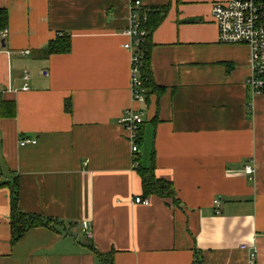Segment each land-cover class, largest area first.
Here are the masks:
<instances>
[{
	"label": "crops",
	"instance_id": "obj_1",
	"mask_svg": "<svg viewBox=\"0 0 264 264\" xmlns=\"http://www.w3.org/2000/svg\"><path fill=\"white\" fill-rule=\"evenodd\" d=\"M217 1L142 0L163 18L148 41L163 90L139 104L130 0H0V99L16 103L0 115V264H97L90 244L115 251L114 264H250L244 243L264 264V93L246 85L250 48L219 40ZM64 32L71 50L46 57ZM132 108L145 114L136 154L120 122ZM133 157L173 183L176 201H134L145 196ZM14 183L21 211L64 226L12 244Z\"/></svg>",
	"mask_w": 264,
	"mask_h": 264
},
{
	"label": "built area",
	"instance_id": "obj_2",
	"mask_svg": "<svg viewBox=\"0 0 264 264\" xmlns=\"http://www.w3.org/2000/svg\"><path fill=\"white\" fill-rule=\"evenodd\" d=\"M129 24L123 34L129 37L124 47L131 51V92L134 102L145 104L147 100L146 88L141 78L142 52L141 45L148 31L144 24L148 21L149 10L142 0H130ZM212 16L219 29V40L226 44H246L250 48L249 75L246 85L253 93H264V0H226L217 1L212 6ZM8 27L0 29V39L8 36ZM29 52L28 50L26 51ZM27 86H25L26 88ZM145 114L141 109H128L120 119V122L132 132V153L136 154L139 145L136 142L140 127L144 124ZM36 143L37 140L22 138L20 144ZM135 168L139 165L136 157H133ZM247 173H253L250 165L246 166ZM137 203L148 204L150 198L136 196ZM220 200H215L219 206ZM85 233H91L84 228ZM264 237V232L262 233ZM243 249H250V264H256L257 247L255 243H244Z\"/></svg>",
	"mask_w": 264,
	"mask_h": 264
},
{
	"label": "trees",
	"instance_id": "obj_3",
	"mask_svg": "<svg viewBox=\"0 0 264 264\" xmlns=\"http://www.w3.org/2000/svg\"><path fill=\"white\" fill-rule=\"evenodd\" d=\"M9 13L6 8H0V29L7 27ZM162 17L152 10L149 11L148 21L144 24V28L150 32L146 35L144 42L141 45L142 52V66H141V78L143 86L146 88L147 98L152 93H160L163 90V87L157 85L154 80L153 71L150 61V49L151 44L148 42L151 37V31L156 28L162 21ZM71 37L64 33H59L57 36L49 42L48 47L43 51L45 56L51 54H60L68 53L71 50ZM147 101V100H146ZM67 110H70L71 107L67 103ZM16 114V103L14 101H3L0 99V115L13 117ZM143 126V125H142ZM142 126L138 132L137 143H142ZM137 158V157H136ZM139 161V158H137ZM138 172L142 177L143 183V195H158L160 197L168 198L172 197L176 201V191L172 182L157 178L154 174L153 166L149 168H144L139 165L136 167ZM11 212H10V226H11V241L12 244H15L17 241L23 237V235L30 229L39 226H51L53 228L58 224L59 226H64L62 221L55 220L54 218L37 215V214H28L21 211L19 206V187L18 183L13 184L12 193H11V202H10ZM90 248L95 252L97 256V264H114V255L115 251L110 252H101L93 244H90Z\"/></svg>",
	"mask_w": 264,
	"mask_h": 264
},
{
	"label": "water",
	"instance_id": "obj_4",
	"mask_svg": "<svg viewBox=\"0 0 264 264\" xmlns=\"http://www.w3.org/2000/svg\"><path fill=\"white\" fill-rule=\"evenodd\" d=\"M2 42L4 43V40H2Z\"/></svg>",
	"mask_w": 264,
	"mask_h": 264
}]
</instances>
